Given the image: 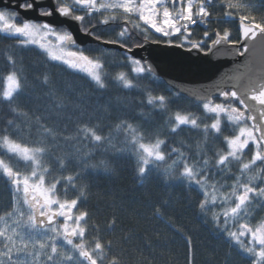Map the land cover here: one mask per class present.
<instances>
[{"label":"snow or ice","instance_id":"obj_1","mask_svg":"<svg viewBox=\"0 0 264 264\" xmlns=\"http://www.w3.org/2000/svg\"><path fill=\"white\" fill-rule=\"evenodd\" d=\"M197 28L202 36L193 38ZM0 39L34 51L45 68L34 99L14 55L5 57L0 77V183L10 193L0 212V264H126L127 249L113 251L102 235L117 227L138 264H152L143 255L150 238L136 236L115 213L101 229L80 207L97 178L117 174L122 158L135 161L141 184L155 174L194 193L188 207L230 254L240 264H264V216L257 218L264 209V0H0ZM150 44L195 52L210 75L182 81L199 87L169 83L167 94L154 93L150 85L162 72L138 55ZM115 51L120 60L109 66ZM52 68L66 77L63 87ZM111 86L137 90L141 111L116 106L114 114L104 101ZM21 97L33 106L22 107ZM181 99H194L200 115H169ZM144 109L163 123L141 121ZM202 119L211 122L201 129ZM222 124L234 134L223 135ZM184 127L204 133L195 157L191 145L174 139ZM209 136H223L216 150ZM167 207L154 205L152 215L165 221ZM165 223L183 235L171 219ZM185 239L186 264H195L192 238Z\"/></svg>","mask_w":264,"mask_h":264},{"label":"trees","instance_id":"obj_2","mask_svg":"<svg viewBox=\"0 0 264 264\" xmlns=\"http://www.w3.org/2000/svg\"><path fill=\"white\" fill-rule=\"evenodd\" d=\"M224 25H221L223 27ZM232 27V26H230ZM196 35L193 38L202 36L203 29L197 28ZM236 32L233 31V38ZM111 38V37H109ZM11 42L0 39V77L4 75L6 67L5 57L9 54L14 55L18 62L23 66L24 73L28 76L29 86L35 88L32 93L33 99L39 95L43 89L40 88L35 77L43 75L45 68L42 66L40 57L34 51L21 50L11 48ZM89 47H94L89 45ZM97 55V53H92ZM120 60L119 51L109 53L106 57V63L109 66L114 65ZM126 69H114L120 71ZM53 78L57 80L59 85L63 87V81L66 77L59 73V69L52 68L49 70ZM141 83L147 85L148 81ZM151 88L154 93L161 92L167 94V86L160 82L152 83ZM3 85L0 83V89ZM141 99V94L137 90L122 92L117 87L111 86L105 94L104 101H109L115 107L126 110L135 109L137 113L141 111L136 107ZM22 107H32V101L21 97ZM180 110L182 113L192 112L195 115H200L196 102L189 99H181L177 103L171 105L169 115L174 114L175 110ZM2 115V113H0ZM141 121H148L149 124L160 125L163 123L159 113H153L151 110L144 109ZM210 120H203V123H210ZM226 123V122H225ZM148 126V125H145ZM223 135L234 134L231 128L225 127ZM37 135L33 130V137ZM174 139L177 142L183 141L187 145H191L190 151L195 157L197 151L196 145L205 141V136L202 130L190 131L187 127L177 134ZM223 136L213 141L212 137L207 138V144L213 150L219 147ZM249 157L251 153H248ZM117 174L111 178L99 177L93 184L90 197L86 204L80 207L87 208L92 215L89 223H98L103 229L106 220L111 218L115 213L118 217V223L123 224L125 228H133L134 234L141 239L148 237L153 242L151 249L144 250V257L152 261V264H186L187 244L186 236H190L193 242L195 264H240L239 260L230 254V249L223 240L217 239L211 231L210 226L204 224L203 219L198 216L195 207H188L189 198L193 197L194 193H189L186 189L171 184H165L162 180L157 179L155 174H150L148 179H145L141 184L135 173V161L122 158L117 161ZM238 167V166H237ZM231 183V180L228 181ZM71 195V193L69 194ZM167 202L165 221L171 219L172 223L182 229L183 235L175 233L165 221L156 219L152 215V208L156 204ZM10 204V193L3 183H0V212L6 209ZM264 216V209L259 210L258 217ZM123 233L117 227L114 233L102 232L105 240L113 241V251L121 252L124 249V259L126 264H138V255H133L131 249L132 244L121 245L120 237ZM92 233H89L91 239ZM134 241L133 243H137Z\"/></svg>","mask_w":264,"mask_h":264},{"label":"water","instance_id":"obj_3","mask_svg":"<svg viewBox=\"0 0 264 264\" xmlns=\"http://www.w3.org/2000/svg\"><path fill=\"white\" fill-rule=\"evenodd\" d=\"M109 48L116 46L109 45ZM138 55L149 58L154 65L161 70L160 80L168 86L169 83H177L182 88L199 87L200 85L182 83L189 80H203L210 73L202 71L205 62L197 57L195 52L191 54L183 53L180 50L165 48L163 45L157 47L149 45L148 51L138 50ZM227 63V61H225ZM210 83V81L206 82ZM195 102L194 99H189Z\"/></svg>","mask_w":264,"mask_h":264}]
</instances>
